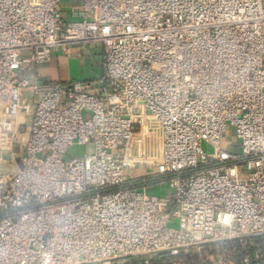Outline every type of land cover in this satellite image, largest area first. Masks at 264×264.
<instances>
[{
    "label": "built area",
    "instance_id": "1",
    "mask_svg": "<svg viewBox=\"0 0 264 264\" xmlns=\"http://www.w3.org/2000/svg\"><path fill=\"white\" fill-rule=\"evenodd\" d=\"M70 12L0 0V264H134L264 234V0H81ZM93 44L95 83L38 77L53 53ZM147 121L161 132L154 158L133 142ZM228 127L236 149L222 146ZM73 145L93 152L65 160ZM137 165L148 174L127 177Z\"/></svg>",
    "mask_w": 264,
    "mask_h": 264
},
{
    "label": "crops",
    "instance_id": "2",
    "mask_svg": "<svg viewBox=\"0 0 264 264\" xmlns=\"http://www.w3.org/2000/svg\"><path fill=\"white\" fill-rule=\"evenodd\" d=\"M63 15L69 19L73 17V14L70 12V7H63ZM35 71L41 81L46 83H61L64 85L74 80L95 83L104 73L102 67V48L98 44H93L71 47L68 54L57 51L53 53L49 62L36 66ZM21 119H23V116L19 117L20 121ZM141 129L143 135L137 136L140 137L138 145L140 146L143 143V137H145L144 150L146 156H148V137L150 133H152V136L157 133L158 128L152 121H147L144 128ZM148 183L150 187L149 190L157 188V190L162 191V193L165 190H169V193H171L168 184L167 188L163 191L160 187H162L164 183L158 181H148Z\"/></svg>",
    "mask_w": 264,
    "mask_h": 264
},
{
    "label": "rangeland",
    "instance_id": "3",
    "mask_svg": "<svg viewBox=\"0 0 264 264\" xmlns=\"http://www.w3.org/2000/svg\"><path fill=\"white\" fill-rule=\"evenodd\" d=\"M81 0H62V6L63 7H70V5H80ZM31 114L29 115H24L23 119H21L22 123L27 126L30 123V118H31ZM23 137L20 138H25L27 136L26 133H23L22 135ZM140 137H134L133 142L138 144ZM149 140H148V144H149V152H148V157L149 158H154L157 155V150L159 147V142L161 141V132L158 130L157 133L153 134L150 133L149 135ZM205 148H207L205 146V144L203 145ZM222 146L223 148L227 147H231L232 149H236V139L234 137V130L231 129L230 127H228L226 133L224 134V139L222 140ZM93 152V146L92 145H85V146H70L65 155H64V159H68L71 158L75 155H83L84 153H92ZM7 159L8 157H6L5 161H3V163H0V172L4 171L6 168L9 167V165L7 164ZM148 174L147 171V167L146 165H137L134 168H126V176L129 177H135L137 178V176H144ZM163 191L165 190V188H167V183H164V185L162 187H160ZM149 194H154L157 195L159 197H165L168 196L169 190H165L163 193L162 191H158L157 188H152L150 191H148ZM172 226L177 227V222L174 221L173 223H171ZM260 242L264 243V237H262V239H259ZM225 252L226 249L224 247H221L220 245H216V246H210L209 248H207L205 251H200V259L202 258L203 261L204 260H208L211 261L212 264H229L228 262H226L225 259ZM217 256V257H216ZM151 256H147L144 259L147 260V264H148V260L150 259Z\"/></svg>",
    "mask_w": 264,
    "mask_h": 264
},
{
    "label": "trees",
    "instance_id": "4",
    "mask_svg": "<svg viewBox=\"0 0 264 264\" xmlns=\"http://www.w3.org/2000/svg\"><path fill=\"white\" fill-rule=\"evenodd\" d=\"M262 237H264V234L250 236L245 244L238 239L203 243L194 247L188 253H180L178 255L161 252L151 256L148 264H212L211 261L200 259V251H205L210 246L216 245L226 249L224 260L229 264H260L264 262V243L259 240ZM246 256H248V260L244 261ZM143 260L142 258H137L134 260V264H143Z\"/></svg>",
    "mask_w": 264,
    "mask_h": 264
},
{
    "label": "water",
    "instance_id": "5",
    "mask_svg": "<svg viewBox=\"0 0 264 264\" xmlns=\"http://www.w3.org/2000/svg\"><path fill=\"white\" fill-rule=\"evenodd\" d=\"M19 167H21V164L19 163Z\"/></svg>",
    "mask_w": 264,
    "mask_h": 264
}]
</instances>
